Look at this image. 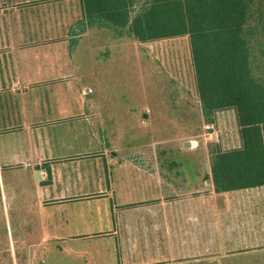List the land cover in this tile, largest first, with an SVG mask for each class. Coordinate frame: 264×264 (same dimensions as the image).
<instances>
[{
  "label": "crops",
  "instance_id": "crops-1",
  "mask_svg": "<svg viewBox=\"0 0 264 264\" xmlns=\"http://www.w3.org/2000/svg\"><path fill=\"white\" fill-rule=\"evenodd\" d=\"M89 28L82 0H0V264H264V185L73 170L98 143L69 61Z\"/></svg>",
  "mask_w": 264,
  "mask_h": 264
},
{
  "label": "rangeland",
  "instance_id": "rangeland-1",
  "mask_svg": "<svg viewBox=\"0 0 264 264\" xmlns=\"http://www.w3.org/2000/svg\"><path fill=\"white\" fill-rule=\"evenodd\" d=\"M74 40L69 61L98 143L73 170L95 169L104 178H209L212 143L222 150L239 144L232 111L212 121L202 114L187 36L140 43L95 26Z\"/></svg>",
  "mask_w": 264,
  "mask_h": 264
},
{
  "label": "trees",
  "instance_id": "trees-1",
  "mask_svg": "<svg viewBox=\"0 0 264 264\" xmlns=\"http://www.w3.org/2000/svg\"><path fill=\"white\" fill-rule=\"evenodd\" d=\"M82 8L89 27L114 37L187 36L202 114L232 111L239 137L231 149L212 143L215 191L264 185V0H82Z\"/></svg>",
  "mask_w": 264,
  "mask_h": 264
},
{
  "label": "water",
  "instance_id": "water-1",
  "mask_svg": "<svg viewBox=\"0 0 264 264\" xmlns=\"http://www.w3.org/2000/svg\"><path fill=\"white\" fill-rule=\"evenodd\" d=\"M87 95H89V94H87ZM184 146H185V147L189 146V142H185V143H184Z\"/></svg>",
  "mask_w": 264,
  "mask_h": 264
},
{
  "label": "built area",
  "instance_id": "built-area-1",
  "mask_svg": "<svg viewBox=\"0 0 264 264\" xmlns=\"http://www.w3.org/2000/svg\"><path fill=\"white\" fill-rule=\"evenodd\" d=\"M206 128H207V129H211L212 126H210V125H206ZM211 137H212V135H211Z\"/></svg>",
  "mask_w": 264,
  "mask_h": 264
}]
</instances>
